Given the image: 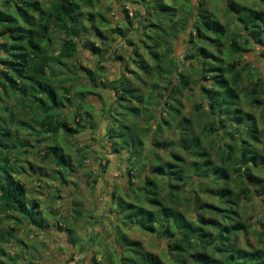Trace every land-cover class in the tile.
<instances>
[{"label": "rangeland", "instance_id": "374dc122", "mask_svg": "<svg viewBox=\"0 0 264 264\" xmlns=\"http://www.w3.org/2000/svg\"><path fill=\"white\" fill-rule=\"evenodd\" d=\"M37 1L43 7L50 5V0ZM73 1L80 8L76 15L80 25L74 39L78 42L77 61L64 62L56 72L58 81L55 89L59 99L66 104L62 120L78 133L68 136L63 131L57 135L42 132V137L36 142L38 137L34 130L37 128L31 126L29 129L22 123L32 125L34 119L46 114L37 107L30 108L31 100L23 95L22 87L14 92L10 89L3 91L0 84V131L9 132L3 141L7 148L11 147L5 149L0 146V156L8 153L12 158L14 176L26 188L25 199L30 205L38 201L37 218L43 220L45 226L44 229H37L27 223L25 217L13 211L5 212L0 202V229L8 235V230L14 228L12 243L4 244L0 252V264H130V260L140 264L131 241L139 242L145 251L167 262V241L127 222L126 213L120 211L118 205L121 201L138 204L139 196L134 191L147 178L157 179L165 186L163 193H167L170 190L166 186L168 179L157 177L153 170L158 164L175 161L173 152L186 162H192L193 157L186 155L181 147V136L185 134L178 128L181 118L192 121L196 136L203 139L200 152L210 150L215 163L221 159L217 157L218 149H224L226 143L236 146L237 150L242 148L238 132L235 133V140L226 139L218 125H215L217 132L211 138L204 137L203 131L210 125L208 114L212 113L204 89L216 91L218 87L214 86L210 75L209 79L202 77L197 51L210 47L201 41L194 45L188 43L189 31L168 39L171 26L180 28L186 25L182 14H187L185 0H93L92 5L87 0ZM200 3H204L205 8L229 29L231 34L225 48H229L233 40L244 48L240 55H233L230 62L243 73L239 91L247 93L257 84L255 79L264 78V31H259L263 43L250 38L249 30L243 24L230 22L231 14L234 18L238 17L231 6L259 9L260 3L255 0H191L196 16ZM161 5L162 9H159ZM103 17L105 21H101ZM153 25H159V30H155ZM119 27L125 31V37L119 35ZM51 30L54 43L59 46L66 37L52 26ZM96 30L102 32L101 38L96 35ZM248 37L251 40L249 45L246 43ZM165 39L170 40L176 59L173 65L167 57V62L159 70L156 69L158 60L150 55L148 47L163 55L166 46L160 41L165 42ZM0 44L8 45L10 42L0 37ZM92 46L99 50L100 55ZM212 51L217 52L218 47L215 46ZM3 52L5 55L6 51ZM217 56L218 61L212 64L226 60L223 53ZM100 67L104 70H99ZM170 68L171 74L162 72ZM85 70L95 73L97 87L91 89L86 86L88 75ZM248 70H251L250 75ZM3 71L0 59V73ZM120 78L123 86L116 84L114 94L110 83ZM182 81L188 82V86L182 91L177 88L175 93L176 86ZM260 101L263 103L261 107H253L248 98L242 99L238 108L252 113L259 130L264 131V95ZM45 103L48 105L47 100ZM77 105L84 110L81 124L74 117ZM199 107L201 114L197 111ZM137 108L141 113L134 117L129 112ZM172 110H180V117L173 118ZM56 112L54 121H59L56 114H61V111ZM87 112L92 114V119L86 118ZM169 118L174 119L170 120V127L158 131V126ZM153 134L157 135V143L172 146L154 145ZM135 137H141L143 142L137 157L133 155L132 141ZM254 145L264 154L262 137ZM53 147L62 152L54 153L51 150ZM60 154L65 157L67 166L59 164ZM252 173L259 181L250 185L251 192L239 205L245 222L254 224L248 234L240 237L241 247L247 250L257 248V222L264 218V163ZM191 175L192 171L188 169L186 180L180 185L187 199L177 204L179 210L187 208L188 198L195 197V193H200L202 202L218 204L217 198L202 192L207 189V183ZM231 188L235 192L238 190L232 183ZM139 204L151 208L144 202ZM187 217L197 221V212H188ZM123 236L128 240L125 241ZM71 244L73 247L77 244V247L72 248Z\"/></svg>", "mask_w": 264, "mask_h": 264}, {"label": "trees", "instance_id": "16d2710c", "mask_svg": "<svg viewBox=\"0 0 264 264\" xmlns=\"http://www.w3.org/2000/svg\"><path fill=\"white\" fill-rule=\"evenodd\" d=\"M92 1L87 0V3L92 5ZM255 1L260 3L259 9H253L250 6L241 9V7L235 8L232 5L231 10L233 13H237L238 17L234 18L231 14L230 22L243 24L244 28L249 30L250 38L263 43L259 31L261 29L264 31V0ZM185 2L188 5L185 8L187 14L185 13V15L183 12L182 14L183 19L186 20V25L180 28L171 26L168 39H174L183 32L189 31L188 43L191 42L194 45L195 42L201 41L210 47V49L200 48L197 51L202 66V77L209 79L208 76L210 75L214 86L218 87L216 91L204 89L208 94L210 110H212V113L208 114L210 125L203 131L204 137L207 135L211 138L217 132L215 125H218L226 139L235 140V133L238 132V140L242 143V148L237 150L236 146H230L226 143L224 149H218L217 157L221 159L219 163H215L210 150L204 149L200 152L203 139L196 136L192 121L188 118H181L178 128L184 130L185 134L181 136L180 143L185 154L193 157L192 162H186L173 152L175 161L158 164L153 170L157 177L168 179L166 186L170 190L164 194L165 186H162L157 179L147 178L134 192L138 194L139 202H144L151 208L140 206L139 202L134 204L123 203L122 201L118 207L120 211L126 213L127 222L143 227L149 233L167 241V262L158 255L145 251L139 242L131 241L130 245L135 247L134 254H136L140 264H264V218L257 222L259 227L255 232L258 242L257 248L252 247L251 250H247L241 247L240 237L243 234H248L254 224L245 222L239 209L242 200H245V197L251 192L250 185L257 184L259 181V178L252 172L264 163V154L259 152L254 144L259 143L261 137L264 139V131L259 130L257 119L252 113L238 108V103L247 98L253 107L263 105L260 98L264 95V78L255 79L257 84L250 88L247 93L245 91L240 92L239 85L243 81V73L230 61L233 55H240L244 48L239 46L236 40L229 44V48H225L228 35L231 34L226 25L212 15L205 8L204 3H200V8H196V16L191 8V0H185ZM1 6L0 37L10 42L8 45L0 44V59L4 67V71L0 73L2 89L3 91L10 89L14 92V90L18 91L22 87L23 95L31 100L30 108L37 107L46 114L34 119L36 121L33 120L32 125L23 122V126L29 129L31 126L37 128L34 130L38 137L36 142H39L42 132L57 135L63 131L68 136L77 134L78 130L73 129L62 120L64 118L62 111L66 109V104L59 99L55 83L58 81L56 72L63 66L64 62L68 60L77 61L78 42L74 39L78 34L77 29L80 25V20L76 16L80 12L79 5L73 0H50L49 7L41 6L37 0H2ZM158 8L162 9V5ZM159 12L158 15H160ZM175 12L180 11L175 10ZM100 19L105 21L104 17ZM51 26L66 37L61 40L59 46L54 43ZM152 27L157 31L159 30V25ZM117 31L121 37H125V31L122 28L119 27ZM96 35L99 38L103 36L100 30H96ZM250 38H246L248 45L251 42ZM169 41L166 39L165 42L160 41V44L166 46L163 55L153 52V48L148 47L150 55L155 57V61L158 60L156 69L161 70L163 68L167 57H170V64L174 65L176 57L170 48ZM215 46L218 47L217 52L212 51ZM92 48L95 53L98 52L97 54L100 55L95 46ZM3 51H6L5 55ZM216 53L217 55L223 53L226 60L212 64L213 61H218ZM100 59L103 60L102 57ZM225 61H227L226 64H224ZM248 65L252 66L251 64ZM142 68L148 70L146 66H142ZM99 70H104V68L100 67ZM85 71L88 75L87 78L90 77V80L97 85L95 73L90 70ZM163 71L170 74L172 72L171 68L168 71L165 69ZM250 71L248 70V75L251 74ZM121 81L122 78L119 79L117 85ZM120 86L123 85L120 84ZM120 86L117 90L120 89ZM187 86L188 82L182 81L176 86L174 92L176 93L177 88L182 91ZM110 88L115 90L116 84L111 82ZM127 91L131 93V90ZM45 100H47L48 105ZM66 100L70 102L69 97H66ZM200 110V107L197 108L198 114H201ZM54 111H61V114H56L60 118L59 121H54ZM76 111L74 117H77V121L81 124L84 110H82V106L77 105ZM172 111L174 112L173 118L180 117V110ZM129 113L137 117L141 110L137 108ZM91 115L87 112L86 118L88 116L92 119ZM170 120L174 119L169 118V120L162 122L158 126V131L169 128ZM84 121L86 122V120ZM110 131L113 133L112 129ZM8 133L0 131V146L5 149L11 148L10 146L7 148L3 141V137L7 138ZM118 136L120 137V135ZM156 137L155 134L151 136L154 145L158 147L163 145L166 148L172 146L171 144L157 143ZM135 139L133 138L132 141L135 149L133 155L137 157L143 142L141 137H135ZM51 150L54 153L61 151L56 147ZM60 157L59 164L67 166L65 157L62 154ZM188 169L192 171V177H197L203 183H207V189L202 192L213 195L218 199V204L202 202L200 193H195V197L188 198L187 208L179 210L177 204L187 199L186 193L181 190L180 185L186 180ZM231 183L237 187L236 192L231 188ZM113 197L116 200L114 193ZM25 198L26 188L14 176L12 158L8 153L6 156L1 155L0 202L2 209L5 212L13 211L25 217L26 222L37 229H44V221L37 218L38 201L30 205ZM193 210L197 212V221L187 217L188 212ZM7 233L8 235L5 234V230L0 229V252L4 244L12 243L11 237L14 234V228L9 229ZM123 238L125 241L128 240L126 236ZM129 263L138 264L131 260Z\"/></svg>", "mask_w": 264, "mask_h": 264}, {"label": "flooded vegetation", "instance_id": "af4514ba", "mask_svg": "<svg viewBox=\"0 0 264 264\" xmlns=\"http://www.w3.org/2000/svg\"><path fill=\"white\" fill-rule=\"evenodd\" d=\"M99 59H100V58H99ZM100 60H101V59H100ZM100 64L102 65V63H100ZM90 71H91V70H90ZM92 72H93V71H92ZM86 81H87V83H88L86 86H88L89 88L92 89V88H94V87H97L96 84H94V83L90 80V77H88ZM113 83L117 84V83H119V80L113 81ZM112 91H113L114 94H115V90L113 89ZM100 109H103V107H100ZM100 111H101V110H100ZM102 111H103V110H102ZM87 118H89V117L87 116Z\"/></svg>", "mask_w": 264, "mask_h": 264}, {"label": "crops", "instance_id": "0c3cea01", "mask_svg": "<svg viewBox=\"0 0 264 264\" xmlns=\"http://www.w3.org/2000/svg\"><path fill=\"white\" fill-rule=\"evenodd\" d=\"M71 246H72V244H71ZM76 247H77V244H76V246H75V247H73V246H72V248H76Z\"/></svg>", "mask_w": 264, "mask_h": 264}]
</instances>
